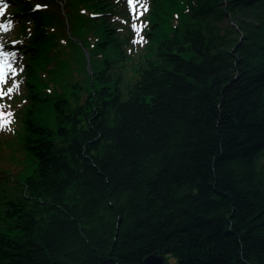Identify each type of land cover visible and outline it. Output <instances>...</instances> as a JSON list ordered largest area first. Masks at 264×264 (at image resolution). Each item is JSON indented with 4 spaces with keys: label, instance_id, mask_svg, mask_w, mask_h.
Wrapping results in <instances>:
<instances>
[{
    "label": "trees",
    "instance_id": "trees-1",
    "mask_svg": "<svg viewBox=\"0 0 264 264\" xmlns=\"http://www.w3.org/2000/svg\"><path fill=\"white\" fill-rule=\"evenodd\" d=\"M41 1L5 14L32 169L1 187L0 264H264V0H152L144 53L124 0Z\"/></svg>",
    "mask_w": 264,
    "mask_h": 264
},
{
    "label": "rangeland",
    "instance_id": "rangeland-1",
    "mask_svg": "<svg viewBox=\"0 0 264 264\" xmlns=\"http://www.w3.org/2000/svg\"><path fill=\"white\" fill-rule=\"evenodd\" d=\"M38 3L43 4V8L47 7V4L45 5L44 2L41 0H37ZM149 1V2H148ZM136 0L135 10H138L139 7H144L147 2L148 4H151L152 0ZM13 3V0H0V53L7 52L9 55L5 57L4 55L0 54V64H3L4 61H7V64L3 67V73H4V79L0 80V112L3 113V116L0 117V191L1 187H3V182L8 178L11 177L12 182L10 183L11 189L10 191L12 193L16 192L15 189V182L17 180H20V176L22 174L28 173L32 169L30 167L32 163V158L29 156L27 151L22 146V140L21 137L24 134V127L20 125V121H18L20 108L30 104L29 98L26 97V94L28 91H26V78L22 75L20 77L19 73L21 71L25 70L26 66V57L23 52L25 49L27 39H20L18 41L13 40L15 37H12V33L14 31V28L19 27L23 22V18L20 14H11L10 18L8 20H4V14L5 10L7 9L8 5ZM59 11H61V14L64 16L63 18L67 20L66 11L67 7L64 2L62 4V0H59V3H57ZM39 6V5H38ZM37 6V7H38ZM145 8V7H144ZM74 10V9H72ZM142 12V11H141ZM141 12L137 13L140 14ZM141 15V14H140ZM179 12L174 13L173 23H177L179 19ZM114 21H118V18L114 17ZM135 20L141 21L143 26L142 32L141 26L139 25L136 27ZM130 21L134 25V28L132 27L130 23V42H131V50L138 51L141 53L146 52L144 49V45L148 42V34L147 31L150 30L148 27V23H150V19L147 15V13L143 14L141 17H135L134 15L131 16ZM119 22L121 23V20L119 19ZM226 23L229 22L228 19L225 20ZM225 23V24H226ZM69 24V22H68ZM122 24V23H121ZM123 26V24H122ZM63 31L65 34L69 35L71 30L70 25L64 24ZM139 32V33H136ZM130 33V32H129ZM91 34V33H90ZM74 39L77 38L74 36ZM128 46L125 47L126 51H129ZM87 52L89 53V56L91 58L90 52L86 50V56ZM65 60L69 58V60L72 62L70 64V67L73 69L70 73V76L68 78H65L62 83H60L62 88L65 89L64 85H62L65 81H68L69 83L72 81L81 80L84 76V71L81 70L80 66H83L78 61H76L73 58V55L71 56V53L69 54V51L64 54ZM88 59V56H87ZM84 61V60H83ZM89 61V60H88ZM90 62V61H89ZM10 65V67H9ZM20 70L18 73L17 71ZM126 76L129 77L131 74V70L129 71V68L127 69ZM10 76L12 79L8 85L7 92L5 93V85L7 76ZM48 79V78H47ZM68 85H66V88ZM11 89V91H9ZM19 98V99H18ZM17 99L15 102L14 100ZM9 113L11 115H9ZM45 116H48L46 118L50 119L51 121H54V115L50 114V111H47L44 113ZM7 120L9 123L7 125H4L3 121ZM30 167V168H29ZM29 168V169H28ZM27 171V172H26ZM5 176L4 178H2ZM2 223L1 227L2 229L6 230L5 222L0 220V224ZM9 231V230H8ZM14 235V233H12ZM176 258L171 256L169 258V262L171 264L176 263Z\"/></svg>",
    "mask_w": 264,
    "mask_h": 264
},
{
    "label": "water",
    "instance_id": "water-1",
    "mask_svg": "<svg viewBox=\"0 0 264 264\" xmlns=\"http://www.w3.org/2000/svg\"><path fill=\"white\" fill-rule=\"evenodd\" d=\"M88 60L90 61L89 53L87 52ZM143 264H171L166 255L153 253L146 256L143 260Z\"/></svg>",
    "mask_w": 264,
    "mask_h": 264
},
{
    "label": "snow or ice",
    "instance_id": "snow-or-ice-1",
    "mask_svg": "<svg viewBox=\"0 0 264 264\" xmlns=\"http://www.w3.org/2000/svg\"><path fill=\"white\" fill-rule=\"evenodd\" d=\"M38 7H40V6H38ZM0 54L4 55L5 57H7L9 55V53H7V52L0 53ZM6 64H7V61L6 60L4 61L3 64H0V80H3L4 79L3 67ZM9 67H10V65H9ZM9 91H11V89H9ZM9 115H11V114L9 113ZM2 116H3V113L0 112V117H2ZM3 123H4V125H7L9 123V121L4 120Z\"/></svg>",
    "mask_w": 264,
    "mask_h": 264
}]
</instances>
